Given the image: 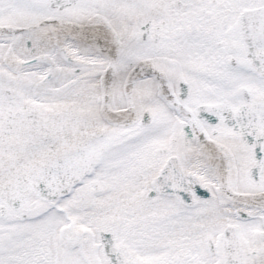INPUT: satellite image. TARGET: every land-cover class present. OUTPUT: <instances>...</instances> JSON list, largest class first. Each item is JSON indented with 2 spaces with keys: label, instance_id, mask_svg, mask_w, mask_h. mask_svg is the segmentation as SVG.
I'll return each instance as SVG.
<instances>
[{
  "label": "snow or ice",
  "instance_id": "obj_1",
  "mask_svg": "<svg viewBox=\"0 0 264 264\" xmlns=\"http://www.w3.org/2000/svg\"><path fill=\"white\" fill-rule=\"evenodd\" d=\"M0 264H264V0H0Z\"/></svg>",
  "mask_w": 264,
  "mask_h": 264
}]
</instances>
